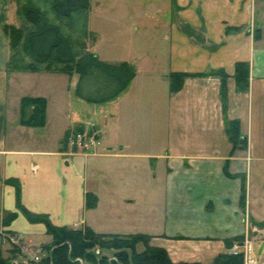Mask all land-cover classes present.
<instances>
[{"label":"crops","instance_id":"obj_1","mask_svg":"<svg viewBox=\"0 0 264 264\" xmlns=\"http://www.w3.org/2000/svg\"><path fill=\"white\" fill-rule=\"evenodd\" d=\"M22 5L0 0V229L27 246L49 235L17 208L9 181L17 179L30 211L57 225L150 234L175 262L210 263L231 250L227 238L264 239V0H92L88 15L113 22L111 32H130L132 42L114 38L90 15L96 38L89 49L106 62L127 61L136 74L85 116L73 75L26 69L33 57L13 52L5 27L26 25ZM240 60L250 65L244 90L234 78ZM217 69L229 75L226 109ZM172 71L199 75L171 92ZM24 96L46 98L44 126L21 123ZM230 119L240 120L246 148L230 140ZM92 126L94 151L65 143L72 130ZM88 191L98 197L95 207H86ZM10 212L18 215L5 225ZM140 212L148 227L129 226L125 219ZM255 258L264 261V250Z\"/></svg>","mask_w":264,"mask_h":264},{"label":"trees","instance_id":"obj_2","mask_svg":"<svg viewBox=\"0 0 264 264\" xmlns=\"http://www.w3.org/2000/svg\"><path fill=\"white\" fill-rule=\"evenodd\" d=\"M59 20H65V25L77 27L78 21L82 24L84 40L79 42L81 53L76 50L77 37L67 35L62 25L48 21L46 14L38 5H22L20 14L24 15L26 25H7L6 33L10 37V46L15 54L29 53L33 60L23 67L30 70H39L42 65L49 70H59L73 75L78 73L79 78L75 94L91 103H104L125 90L134 78L136 71L127 62L110 63L103 61L99 56L89 50V41L86 36L95 34L88 26V13L92 0H49ZM83 21V23H82ZM260 36V32L256 37ZM88 41V43H87ZM82 48V49H81ZM20 59V58H19ZM221 77V97L223 107L226 109L227 78L228 73L224 69L213 72ZM199 75L184 71H172L169 74V86L171 92L179 91L189 76ZM234 78L237 86L244 90L249 85L250 65L247 61H237L235 64ZM47 100L43 96H24L21 102L22 124L41 127L46 124ZM226 131L234 147L246 148L248 140L241 133L239 119L226 121ZM16 186L17 208L31 222H42L46 225L47 233L52 237L49 253L43 255L36 264H205L199 261L175 262L170 257L168 250L163 246L151 243L152 235L147 233H99L90 226L74 228L67 225L53 223L47 213L32 212L21 201V184L17 179L9 180ZM245 201V191L242 196ZM86 207L97 205L98 197L94 192L86 193ZM17 212H10L2 222L8 225ZM244 235L225 239L228 249H231L234 241L242 242ZM144 246L139 251L138 246ZM101 249H113L112 256L105 252H97ZM33 263V262H32ZM33 263V264H35ZM0 264H10L0 250ZM24 264V263H21ZM207 264H245L244 253L237 254L230 250L219 253L212 262Z\"/></svg>","mask_w":264,"mask_h":264},{"label":"rangeland","instance_id":"obj_3","mask_svg":"<svg viewBox=\"0 0 264 264\" xmlns=\"http://www.w3.org/2000/svg\"><path fill=\"white\" fill-rule=\"evenodd\" d=\"M18 1L22 2L23 5L24 4H26V5H29V4L38 5L41 8V10L44 11L46 16L49 17V19H50V21L52 23L55 22V23H58V24L62 25L63 30H64V32L67 35H72L74 37H77L76 39L78 40V42L76 43V47L75 48H76V50L79 53H81L80 46H78V44H79V42H81V40H84L83 36H85L86 33L83 32L82 24H81L80 20L78 21L79 23L77 24L76 28H75V26L73 28L69 27V26H66L65 25L66 21L64 19L63 20H59L56 17V14L54 13L55 11H54V9H53V7L51 5V2L49 0H18ZM89 12H90V10H89ZM90 15H91V18L93 16V19L98 20V22H96V25H99L102 29H104L105 31H108V33L111 32L112 26L114 25L113 22L109 21L106 18L105 19H102L101 17L96 18V15H94L93 13L92 14L90 13ZM90 15H88V23L90 22V20H89L90 19L89 18ZM82 23H83V21H82ZM132 33H135V32L132 31ZM110 35H112L116 39H124V38L128 37L127 38L128 41L132 42L131 37L129 38L131 33L129 32L128 34H126L124 32V30L123 31L121 30V32H116L115 33V28H114L112 30V32L110 33ZM86 37L88 38V41H89V43H88V41H87V43L91 44L92 43V36L88 35ZM142 38H140V41L142 40ZM138 40L135 42L136 46L138 45ZM104 43H105V46L109 45V44H107V42L105 40L103 41L102 44H104ZM130 45H132V43H130ZM21 54H24V53L21 52ZM25 60H27V59H25ZM23 61H24V59H23ZM78 78H79L78 73L74 72L73 73V81H75L74 82L75 84H74V87H73L74 89H76V82H77ZM93 104L91 102L86 101V100L82 101V105H81L82 116H85V114H86L85 112L86 111L89 112V113L91 111H93V106H94ZM36 128H38V127H36ZM79 151H82V150H79ZM82 152H85V151H82ZM140 210H142V209H138L137 212H139ZM141 212H140V214L139 213L137 215L134 214L130 218L125 219L126 222L129 223V226H137V227H140V228H147L148 227L149 218L147 219L146 217L141 216ZM125 220L122 221V222H124V225H125ZM1 234H2V237H1ZM6 235H11V232H9L7 230L0 229V250H2V252H3L5 257L9 258V263L10 264H15L14 263L15 260L19 261L20 263L23 262L24 264H33L35 262H38V261L34 260L35 257L39 256L41 258L43 255H46L47 253H49V251L51 249L52 241L49 244L47 243V242H49L51 240V236L50 235H43L42 234V235H37L35 237H32V239H34V241L36 243H43V242L45 243V244L38 245V246L37 245H32V244L27 246L22 241L23 239H22L21 236H17L16 238L12 239L11 241L10 240L9 241H4L3 240V236H6ZM248 236L255 243V244H253L252 246L249 247V256H254V257L255 256H261V254H262V252L264 250L262 248V246L264 245V239H261V240L258 241V239H260L259 236L254 237V238L251 235H248ZM138 249H139V251H143L144 246L142 244H140L138 246ZM97 250L98 251L101 250V252L103 251L106 254H108L109 256H112L111 254L113 253V249H101L100 247H98Z\"/></svg>","mask_w":264,"mask_h":264},{"label":"built area","instance_id":"obj_4","mask_svg":"<svg viewBox=\"0 0 264 264\" xmlns=\"http://www.w3.org/2000/svg\"><path fill=\"white\" fill-rule=\"evenodd\" d=\"M99 142L98 130L95 127L91 128H81L72 130L68 133L65 143L68 144L69 147L75 150H82L85 152L94 151ZM15 235H6L3 236L4 241H11L16 238ZM254 244V241L249 238V236H245L242 242L234 241L233 246L231 248V252L237 254L239 252L244 253V261L245 264H264L263 260L255 258L253 256H249V247ZM99 253V251L97 250ZM35 261H40L41 258L39 256L34 258ZM15 264H21L19 261H14ZM23 263V262H22Z\"/></svg>","mask_w":264,"mask_h":264}]
</instances>
